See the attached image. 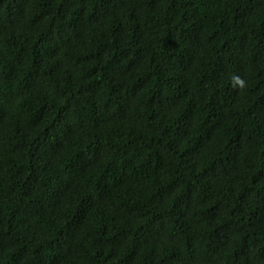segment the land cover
Segmentation results:
<instances>
[{"label": "trees", "instance_id": "1", "mask_svg": "<svg viewBox=\"0 0 264 264\" xmlns=\"http://www.w3.org/2000/svg\"><path fill=\"white\" fill-rule=\"evenodd\" d=\"M0 264H264V0H0Z\"/></svg>", "mask_w": 264, "mask_h": 264}, {"label": "clouds", "instance_id": "2", "mask_svg": "<svg viewBox=\"0 0 264 264\" xmlns=\"http://www.w3.org/2000/svg\"><path fill=\"white\" fill-rule=\"evenodd\" d=\"M11 1H15V0H11ZM235 79H236L237 81H239V77H236ZM241 83H242V81H241Z\"/></svg>", "mask_w": 264, "mask_h": 264}]
</instances>
